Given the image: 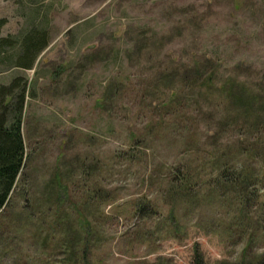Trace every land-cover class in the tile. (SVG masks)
Returning <instances> with one entry per match:
<instances>
[{
    "label": "rangeland",
    "instance_id": "374dc122",
    "mask_svg": "<svg viewBox=\"0 0 264 264\" xmlns=\"http://www.w3.org/2000/svg\"><path fill=\"white\" fill-rule=\"evenodd\" d=\"M0 18L4 37L19 41L31 28L48 34L31 70L0 66V85L19 76L29 84L26 156L0 222V264H70L58 238L45 240L58 171L68 198L60 206L76 203L98 227V264H193L195 245L206 264L239 259L245 237L217 234L216 208L180 209L176 238L161 219L133 212L144 195L163 214L175 202L164 195V164L179 159L194 133L181 119L214 112L198 84L181 89L185 70L211 59L219 78L236 74L246 91L264 93V0H0ZM173 95L184 105L160 125V104ZM94 188L105 204L86 200ZM23 213L33 218L24 224ZM250 251L263 253L264 239Z\"/></svg>",
    "mask_w": 264,
    "mask_h": 264
},
{
    "label": "trees",
    "instance_id": "16d2710c",
    "mask_svg": "<svg viewBox=\"0 0 264 264\" xmlns=\"http://www.w3.org/2000/svg\"><path fill=\"white\" fill-rule=\"evenodd\" d=\"M5 24L6 20L0 18V66L31 70L38 55L48 45V34L45 30L31 28L18 41L11 36H2ZM218 70L211 59H206L201 66L192 71L185 70L182 75L181 89L198 84L202 97L213 102L214 112H199L192 118L181 119L184 127L189 130L191 126L189 132L194 133L179 159L174 164H164V195L175 202L166 204L168 210L163 214L159 206L144 195L136 201L133 213L143 221L161 219L162 223L168 224L163 225L164 230L176 238L180 232L177 213L180 209L186 206L193 210L216 208L217 234L226 238L239 233L245 237V244L239 259L214 264H264V252L254 254L250 251L257 240L264 239V93L260 88L246 91L236 74L219 78ZM28 88V81L20 76L12 78L8 85H0V222L6 218L24 167L26 151L21 125ZM183 105L177 95L164 100L160 104L163 115L159 117V124L169 125L176 110L182 109ZM232 105L238 110L230 114L226 109ZM228 129L232 134L226 138L223 133ZM148 172L153 176L152 169ZM62 176V171H58L50 182L51 189L48 188V195L54 201L50 210L55 223L48 228L45 240L51 244L58 238L70 264H98L96 258L92 260L97 248L98 227L93 226L76 203L65 210L60 206L68 199ZM96 191L97 188L88 190L84 197L88 201L103 198L98 203L105 204L107 199L102 195L99 197ZM17 216L24 224L28 218H33L30 213ZM44 220L46 217L41 216L36 222L41 225ZM33 237L38 239L36 235ZM43 260L48 261V258ZM5 264L10 262L5 261ZM193 264H206L198 245L193 249Z\"/></svg>",
    "mask_w": 264,
    "mask_h": 264
}]
</instances>
